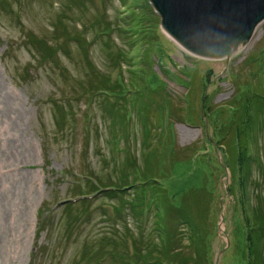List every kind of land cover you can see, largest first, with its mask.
<instances>
[{
  "label": "rangeland",
  "instance_id": "374dc122",
  "mask_svg": "<svg viewBox=\"0 0 264 264\" xmlns=\"http://www.w3.org/2000/svg\"><path fill=\"white\" fill-rule=\"evenodd\" d=\"M155 12L150 0H0V88L20 97L21 137L29 149L15 169L32 180L26 218L18 222L28 236L7 264H123L130 245L143 252L160 243L158 232H151L155 205L164 214L180 206L207 231L204 261L195 235L188 243L193 231L171 214V248L182 262L250 264L232 232L241 194L236 150L230 151L236 127L225 115L213 124L209 113L264 87L255 61L264 47V20L230 58L193 62L163 32ZM131 21L143 29L132 30ZM115 80L123 86L113 106L115 94L98 88ZM251 144L249 154L258 161L250 167L247 198L253 207L262 200L264 208V191L257 189L264 172L262 129ZM10 163H1L0 176L13 175ZM122 179L146 183L143 188L156 193L147 222L127 207L121 217L110 208H124L130 199L136 204L139 186L120 202L98 188H119ZM9 181L1 182L13 191ZM81 193L91 199L81 201ZM91 251L99 258L89 263L83 253Z\"/></svg>",
  "mask_w": 264,
  "mask_h": 264
},
{
  "label": "trees",
  "instance_id": "16d2710c",
  "mask_svg": "<svg viewBox=\"0 0 264 264\" xmlns=\"http://www.w3.org/2000/svg\"><path fill=\"white\" fill-rule=\"evenodd\" d=\"M140 23L139 21H131V29L134 30L140 29L141 30V25L138 24ZM143 29V28H142ZM102 31V30H101ZM106 31V30H103ZM101 33V32H99ZM264 52V51H263ZM116 53H119L116 51ZM123 56V55H122ZM259 63V70L258 73L260 75L264 74V57L261 55L260 60L258 61ZM163 65V64H162ZM165 65V63H164ZM118 78V77H117ZM116 78V79H117ZM108 80L103 79V82L101 81V84H105ZM261 83L264 82L263 79L258 80ZM109 82V81H108ZM120 86V87H119ZM123 85L119 83L118 80H115L113 85L111 84L110 86L106 87H100L98 90L100 91H106L111 92V93H121V87ZM249 86V85H246ZM244 87V89L246 88ZM255 88V87H254ZM258 85L255 88V93L250 92L249 90L244 91L246 93L243 97L240 96L239 100L240 103L236 104L235 102H229L224 104L223 106L219 107L218 109H214L210 111V117L212 120V123L215 124L218 121L219 116L225 115L226 119L229 120L228 124L234 123L236 129H233V132L231 131L230 133L232 134L233 137V143L232 145L234 148H232L230 151H235V158L232 160L234 164V170L235 173L238 174V189L241 194L238 196V202L236 208L234 207L235 210L232 212L234 213V216H236L238 219L235 221L234 229H233V239L234 241L240 242L244 246V253L243 257L247 256L250 264H264V208H263V203L261 202L262 200H257L255 206L253 207V204L249 202L250 199H248L247 195V181L250 178L249 172L251 173L252 170H250V167L258 161V159H254L256 156L255 153L249 154L250 152L248 151L249 146H251V143H256V137L258 135V131L262 129V133L264 132V87L261 86L258 88ZM118 94H115L116 98H113L111 100L112 102L110 103L111 105L117 104V99L119 97L117 96ZM238 101V100H237ZM232 108V109H231ZM219 110V112L217 111ZM110 111V110H109ZM209 111V110H208ZM111 112V111H110ZM114 113V112H113ZM260 128V129H258ZM236 148V149H235ZM233 153V152H232ZM262 181L260 185H257L258 190H263L264 191V172L262 173ZM127 179V178H126ZM126 179H122L121 183L119 184L118 187H113V188H108L105 191L106 194H110V197L118 195V200L119 202L125 197L124 192L127 191L128 189H132L133 186H136V182L133 181V184L125 183L124 181ZM135 179V178H134ZM153 182V181H152ZM155 182V181H154ZM146 183L137 185L141 189L138 191L134 192L133 198H137V203L134 204L131 199L130 201L124 202L125 205L123 206L124 208L120 207H115L113 211H115L116 215L118 217H121L124 215V212L127 210L132 209L133 212H135V215L139 220L145 219L147 222L150 214H151V209H152V204L154 199L156 200V193L152 192L149 190V188L145 189L143 188ZM159 185V184H157ZM161 186V185H159ZM261 186V187H260ZM95 186L90 185V188L94 190ZM102 188H106V186H103ZM98 189L94 190L97 191ZM148 191V193H145ZM232 192L231 189H228V192ZM117 193V194H115ZM138 195V196H137ZM209 202V200L207 201ZM174 206L175 212L169 213V209L167 208L165 210V214L157 205H155L153 209V220H155V225L151 229V232H158V241L160 243H152L147 245V249L143 250L139 249V251H135V247H133V250L135 253H132V257L128 255L125 257V261L123 260V264H129L130 259L135 258V262L133 264H169L170 261L173 264H187V261H181L180 258L178 257V249L173 250L172 244H174V238L176 232L172 230V226L168 224V220H173L174 217L171 214H175L177 216L181 215V223L186 224L190 230L193 231V234L188 237V243L193 242V235L196 237L195 245L199 249L197 251L198 254L202 256L204 255V261H207L209 257V252L207 245L205 241L208 240L207 231L205 230V227H200L193 223V218H191V214H188L184 209L182 210L180 206ZM208 206H206V212L208 211ZM206 212L205 215H206ZM126 213V212H125ZM241 213V214H239ZM205 218V217H204ZM157 221V222H156ZM194 225H193V224ZM237 225H240L241 229H239ZM196 225V226H195ZM127 237V236H126ZM207 238V239H206ZM241 238V239H240ZM109 245V243L107 242ZM176 244V243H175ZM238 244V243H236ZM150 246H152L150 248ZM230 246V245H229ZM97 251V250H95ZM95 251H91L90 253H83V254H89V258L87 259V262L92 261L91 257L94 256V258H99L98 253H95ZM141 254H143L141 256ZM113 255V254H111ZM145 257V258H144ZM246 257V258H247ZM168 258H171V260H168ZM121 259V258H120ZM105 260V259H104ZM103 260V261H104ZM96 263V260H94ZM90 263V262H89ZM132 264V262H131Z\"/></svg>",
  "mask_w": 264,
  "mask_h": 264
},
{
  "label": "water",
  "instance_id": "95a60500",
  "mask_svg": "<svg viewBox=\"0 0 264 264\" xmlns=\"http://www.w3.org/2000/svg\"><path fill=\"white\" fill-rule=\"evenodd\" d=\"M150 3L161 17V29L188 53H183L188 61L230 58L234 49L245 45L264 20V0H150Z\"/></svg>",
  "mask_w": 264,
  "mask_h": 264
},
{
  "label": "bare ground",
  "instance_id": "6f19581e",
  "mask_svg": "<svg viewBox=\"0 0 264 264\" xmlns=\"http://www.w3.org/2000/svg\"><path fill=\"white\" fill-rule=\"evenodd\" d=\"M241 47L235 48L232 54L236 53ZM14 95L8 91L4 92L0 88V96L2 98L0 99V136H4L9 142L8 144L4 141L0 143V167H4L1 163L11 162L9 166H13L15 171L13 175H10L13 171L8 169L10 171L9 175L6 173L3 176L6 178L0 176V264L12 262V253H19L20 255L22 249L19 251V247L21 246L22 248L26 242L24 239L28 236V233L26 228L21 229L19 227L18 222L26 218V208L30 204L29 190L32 189V180L26 181L15 169L21 163L20 159L25 155L24 152L29 148L27 146L28 141L21 137L22 123L20 120L23 112L17 101L20 97ZM9 166L6 167L8 168ZM7 179H11L9 181L10 184L15 186L13 191H9L7 186L1 182L4 181L5 183ZM10 195L18 197L13 200V204L16 205V209L13 208V210L8 205ZM16 200H18L17 203H15Z\"/></svg>",
  "mask_w": 264,
  "mask_h": 264
}]
</instances>
